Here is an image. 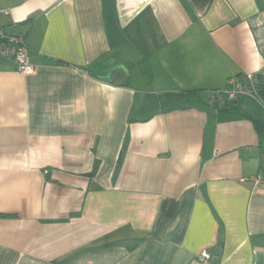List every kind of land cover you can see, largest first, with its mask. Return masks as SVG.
Wrapping results in <instances>:
<instances>
[{
	"label": "crops",
	"instance_id": "obj_1",
	"mask_svg": "<svg viewBox=\"0 0 264 264\" xmlns=\"http://www.w3.org/2000/svg\"><path fill=\"white\" fill-rule=\"evenodd\" d=\"M0 30L33 66L0 61V264H264V0H0Z\"/></svg>",
	"mask_w": 264,
	"mask_h": 264
},
{
	"label": "built area",
	"instance_id": "obj_2",
	"mask_svg": "<svg viewBox=\"0 0 264 264\" xmlns=\"http://www.w3.org/2000/svg\"><path fill=\"white\" fill-rule=\"evenodd\" d=\"M5 59L12 60L16 65L17 72L20 74L25 75L33 72L24 38L18 34H8L4 30H0V61ZM231 84H233V79L228 81V85ZM245 96H252L248 87L243 84L232 85L224 91L214 92L210 105L223 101L235 102ZM200 259L202 261L208 260L209 254L204 251L201 252Z\"/></svg>",
	"mask_w": 264,
	"mask_h": 264
},
{
	"label": "trees",
	"instance_id": "obj_3",
	"mask_svg": "<svg viewBox=\"0 0 264 264\" xmlns=\"http://www.w3.org/2000/svg\"><path fill=\"white\" fill-rule=\"evenodd\" d=\"M228 103V102H227ZM230 103H233V102H230ZM229 103V104H230ZM128 136H126V138H127ZM127 142V141H126ZM126 142H124V145H123V147H122V150H121V152H120V161H121V159H122V155H123V152H124V149H125V147H126ZM94 174H95V169L88 175V177L89 178H92L93 176H94ZM95 188V186L94 185H90V189H94ZM1 217H7V216H3V215H0V218Z\"/></svg>",
	"mask_w": 264,
	"mask_h": 264
}]
</instances>
